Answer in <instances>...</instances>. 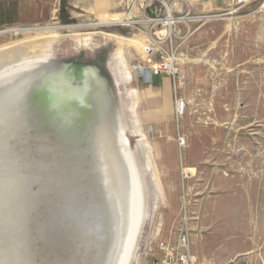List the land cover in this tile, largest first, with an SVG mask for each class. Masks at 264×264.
<instances>
[{
  "label": "rangeland",
  "instance_id": "1",
  "mask_svg": "<svg viewBox=\"0 0 264 264\" xmlns=\"http://www.w3.org/2000/svg\"><path fill=\"white\" fill-rule=\"evenodd\" d=\"M230 4L184 0L173 30L152 25L142 0H66L65 22L61 0H20L0 10V47L35 38L40 44L47 35L3 30L60 26L49 53L32 59L46 57L68 73L69 65H80L90 85L105 80L139 171L137 149L145 166L146 213L131 264H154L158 243H174L180 234L188 235L200 264H264V0L234 10ZM135 8L139 15L129 26L101 24ZM111 35L136 37L142 49L157 41L175 75L157 77L164 86L156 89L138 73L150 68L142 50ZM119 47L130 79L111 61ZM180 99L184 114L175 110Z\"/></svg>",
  "mask_w": 264,
  "mask_h": 264
},
{
  "label": "water",
  "instance_id": "2",
  "mask_svg": "<svg viewBox=\"0 0 264 264\" xmlns=\"http://www.w3.org/2000/svg\"><path fill=\"white\" fill-rule=\"evenodd\" d=\"M21 85L0 87V264H104L115 202L105 158L97 142L89 141L97 135L90 129L95 104L84 108L92 119L83 125L79 116H63L62 106L49 105V99L30 98V89L43 82ZM40 103L45 109L32 112ZM20 108H33L30 122L8 126L6 116ZM36 115L42 120L36 122ZM83 178L90 182L85 189ZM69 229L78 245L73 260Z\"/></svg>",
  "mask_w": 264,
  "mask_h": 264
},
{
  "label": "bare ground",
  "instance_id": "3",
  "mask_svg": "<svg viewBox=\"0 0 264 264\" xmlns=\"http://www.w3.org/2000/svg\"><path fill=\"white\" fill-rule=\"evenodd\" d=\"M234 13L236 12L227 15H233ZM138 15L139 13L135 8V10L129 15H110L109 22L107 20H104V18L103 22L101 21V24H119L121 26H129V24H132V22H134L135 17H138ZM181 19L182 18H176L174 23H180ZM151 22L152 25H155L157 20H151ZM145 25L150 26L151 23H146ZM170 29L173 30L172 27ZM31 30L38 32L45 31V34H47L45 35L46 38H43L41 40L46 41L37 44L38 41H35L36 38L33 41H28L27 39L28 42L24 41V43H26L25 46L21 43L23 45L22 47L11 44L0 47V87L2 86L4 88L19 83L24 85L29 82H34V84H36L37 82H43V85L39 88H35L33 90L30 89V98L33 97L32 100L40 97L49 99V105L54 107H64V110L61 107L60 112L61 114H63V116H79L81 118V121L79 122H84L83 125L86 124L87 120L92 119V117H89V115L86 114L84 108L86 106L88 107L90 102L95 104V108H92L90 111L91 113L95 112L93 115V119L96 123L90 129L92 130V132L97 131V135H92L93 139H89V141L95 143L97 142L95 144L96 148H99V151L105 158L103 169H105V175L110 178L109 182H111V185L114 187V193H112L111 190V196L113 195L112 201L115 202V208L114 210L112 209V215L110 216L113 221L111 240L109 241L108 246L105 247L107 248L106 252L108 253V256L106 257V261L104 262V264H131L137 247L138 239L141 234L142 226L144 224L146 213L143 181L145 187H147V184L142 171V167L145 168V166L142 162L143 159L140 151L137 149L136 154L141 174L130 141L126 135V131L123 128L117 105L113 106L109 102L108 96H106V94L103 92L100 83L95 82L93 85H90L86 82L83 75L84 69L82 68V66L69 65L67 69H71L72 67L73 69L71 73H68L66 70L62 72L61 66H59L57 62L51 61L46 57H43L41 59L38 58L35 60L32 59L34 58L35 54L37 55L44 52L49 53V44L52 43V36L50 35H52L51 33L55 31L53 27L34 29L18 28L16 30H3L1 32L5 34L12 31L15 35H18L21 32H28ZM167 32L168 31L165 30L158 34L164 35ZM111 36L116 37L119 43H121V41H127L133 47L142 50V52L146 54V45L142 49V46H140V43L137 42L136 37L132 39H125L118 36ZM144 57H147V54ZM13 60L14 62L17 61L16 63H18L16 67L11 69L2 68L4 64H7L8 62ZM111 61L118 68L119 74H121L123 78H131V73L126 64V59L122 47H119L116 55L111 59ZM148 64L150 68L154 66V63L150 60ZM138 73L142 74L145 80L152 82V78L154 76L150 74L149 68L146 69L138 67ZM23 85H21L20 87H22ZM20 94L21 92L19 91V95ZM134 94L136 95L135 92ZM44 107L43 104L40 103L37 109L35 107L34 110L33 108L31 110L20 108L19 110H17V113L15 111L14 113L9 114V116H6L8 119L7 125H12L14 124V122H16V125L18 126H21L24 122L29 123L31 120V111L33 110L32 112H34L35 110L37 111L39 109L40 112L45 109ZM24 112L25 118L21 119ZM34 118L37 122L38 120H42L43 117L39 118V116L36 115L33 117V119ZM80 125L82 124L80 123ZM85 127L86 126L83 127L84 131L87 130ZM139 131L135 133L140 134ZM98 143H100V145ZM83 158L84 163L83 161L82 163L85 165V168H88L86 167V155ZM90 167L94 168L95 166L93 163H91ZM147 170L150 171L149 162L147 163ZM141 175L143 177V181ZM69 178L70 182L73 177L69 176ZM154 180L155 177L151 176L150 182ZM81 183L83 189L90 185V182H88V180H86L85 178H83V182ZM69 233L71 235L74 234V232H70V229ZM76 234H78V232H76ZM71 235H69V238H72V240L70 241V257L73 260L74 251L75 248L78 247V245H75V241L73 240L74 235L73 237H71Z\"/></svg>",
  "mask_w": 264,
  "mask_h": 264
},
{
  "label": "built area",
  "instance_id": "4",
  "mask_svg": "<svg viewBox=\"0 0 264 264\" xmlns=\"http://www.w3.org/2000/svg\"><path fill=\"white\" fill-rule=\"evenodd\" d=\"M250 0H231L230 8H238L241 5L248 3ZM184 0H142L141 7L148 12L149 22L157 20L154 26H162L171 28L177 15L180 11ZM147 58L154 63V66L149 68L150 74L154 77L164 75H175L174 63L171 58L166 59L161 52L158 42H150L146 45ZM186 102L177 100L175 110L179 114H184L186 111ZM185 139L180 138L181 146L185 145ZM154 264H200L197 257L191 251L190 239L186 234H180L174 243L160 241L157 245V256Z\"/></svg>",
  "mask_w": 264,
  "mask_h": 264
},
{
  "label": "crops",
  "instance_id": "5",
  "mask_svg": "<svg viewBox=\"0 0 264 264\" xmlns=\"http://www.w3.org/2000/svg\"><path fill=\"white\" fill-rule=\"evenodd\" d=\"M19 1L20 0H0V10H2V8L6 7V6H11V5H13V4H15L16 2H19ZM61 5H62V0H61ZM61 8H62V6H61ZM47 27H53L54 29H59L60 28V26H47ZM41 28H46V27H41ZM16 29H18V28H16ZM16 29H11V30H16ZM19 29H24V28H19ZM142 54H144V53H142ZM144 56H146V54H144ZM90 74H91V76L93 78H95L97 73L92 71ZM95 82L100 83L102 88L105 86V83H106L105 80H102L100 78H97L95 80ZM152 82H153V86H155L156 89L157 88H161V87L164 86V83L162 81H160L157 77H153L152 78ZM108 100H109V102L111 101L109 97H108ZM110 103L112 104V102H110Z\"/></svg>",
  "mask_w": 264,
  "mask_h": 264
},
{
  "label": "trees",
  "instance_id": "6",
  "mask_svg": "<svg viewBox=\"0 0 264 264\" xmlns=\"http://www.w3.org/2000/svg\"><path fill=\"white\" fill-rule=\"evenodd\" d=\"M65 1L66 0H62V8H61V16H62V20L65 22L66 21V16H65Z\"/></svg>",
  "mask_w": 264,
  "mask_h": 264
}]
</instances>
